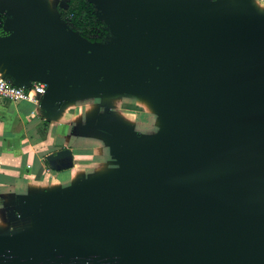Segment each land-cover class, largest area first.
Instances as JSON below:
<instances>
[{"label":"water","instance_id":"water-1","mask_svg":"<svg viewBox=\"0 0 264 264\" xmlns=\"http://www.w3.org/2000/svg\"><path fill=\"white\" fill-rule=\"evenodd\" d=\"M67 1L50 16L48 0H0L1 77L44 84L47 119L119 93L145 97L163 126L140 137L91 120L118 167L19 198L0 264H264V11L250 0H84L114 38L103 43L61 18ZM71 156L45 161L69 167Z\"/></svg>","mask_w":264,"mask_h":264},{"label":"rangeland","instance_id":"rangeland-1","mask_svg":"<svg viewBox=\"0 0 264 264\" xmlns=\"http://www.w3.org/2000/svg\"><path fill=\"white\" fill-rule=\"evenodd\" d=\"M48 1L54 6L56 0ZM87 3L91 5L94 17L98 20L94 7L90 2ZM261 9L264 8L257 7L256 10L260 12ZM102 24L105 30L103 43L114 41L104 23ZM150 104L142 95L119 93L91 95L66 103L60 108L58 116L51 120V147L47 150L52 153L62 148L70 149L73 165L78 166L81 173L74 181L106 175L118 166L109 151V138L91 129L90 121L105 114L110 120L130 129L134 135L150 137L158 130V123L161 124L158 113L149 107ZM4 195L6 194H0V224L4 225V230L7 231L10 222L5 216L6 212L9 208L19 206L16 200H13L15 198Z\"/></svg>","mask_w":264,"mask_h":264},{"label":"crops","instance_id":"crops-1","mask_svg":"<svg viewBox=\"0 0 264 264\" xmlns=\"http://www.w3.org/2000/svg\"><path fill=\"white\" fill-rule=\"evenodd\" d=\"M250 1L264 8V0ZM46 11L54 15L51 4ZM51 122L37 102L0 99V194L15 198L16 203L27 195L63 188L81 174L72 160L69 167L45 161L51 147ZM4 229L0 224V230Z\"/></svg>","mask_w":264,"mask_h":264},{"label":"trees","instance_id":"trees-1","mask_svg":"<svg viewBox=\"0 0 264 264\" xmlns=\"http://www.w3.org/2000/svg\"><path fill=\"white\" fill-rule=\"evenodd\" d=\"M61 18H69L72 30L91 42H103V24L95 19L93 9L84 0H68L65 9H58Z\"/></svg>","mask_w":264,"mask_h":264},{"label":"built area","instance_id":"built-area-1","mask_svg":"<svg viewBox=\"0 0 264 264\" xmlns=\"http://www.w3.org/2000/svg\"><path fill=\"white\" fill-rule=\"evenodd\" d=\"M68 18V17H66ZM44 91V84L33 82L30 87L23 88L11 84L7 79L0 75V99H6L12 102L29 100L37 102V97Z\"/></svg>","mask_w":264,"mask_h":264},{"label":"flooded vegetation","instance_id":"flooded-vegetation-1","mask_svg":"<svg viewBox=\"0 0 264 264\" xmlns=\"http://www.w3.org/2000/svg\"><path fill=\"white\" fill-rule=\"evenodd\" d=\"M104 116H106V115L104 114ZM62 161H64V160L55 161L54 164L57 165V164H59Z\"/></svg>","mask_w":264,"mask_h":264},{"label":"bare ground","instance_id":"bare-ground-1","mask_svg":"<svg viewBox=\"0 0 264 264\" xmlns=\"http://www.w3.org/2000/svg\"><path fill=\"white\" fill-rule=\"evenodd\" d=\"M150 106H152V105L150 104Z\"/></svg>","mask_w":264,"mask_h":264}]
</instances>
